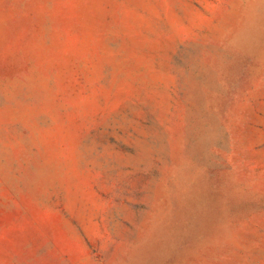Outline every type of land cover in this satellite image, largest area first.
<instances>
[{
	"label": "rangeland",
	"instance_id": "374dc122",
	"mask_svg": "<svg viewBox=\"0 0 264 264\" xmlns=\"http://www.w3.org/2000/svg\"><path fill=\"white\" fill-rule=\"evenodd\" d=\"M0 264H264V0H0Z\"/></svg>",
	"mask_w": 264,
	"mask_h": 264
},
{
	"label": "bare ground",
	"instance_id": "6f19581e",
	"mask_svg": "<svg viewBox=\"0 0 264 264\" xmlns=\"http://www.w3.org/2000/svg\"><path fill=\"white\" fill-rule=\"evenodd\" d=\"M157 250H158V249L153 250V251H150V253L147 254V255H148L147 258H148V259H149V258H154V256L156 255Z\"/></svg>",
	"mask_w": 264,
	"mask_h": 264
}]
</instances>
